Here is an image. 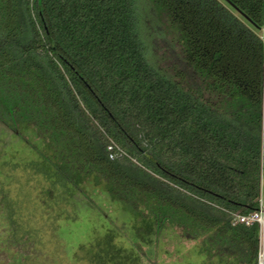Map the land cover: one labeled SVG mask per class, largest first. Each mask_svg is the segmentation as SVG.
<instances>
[{
	"label": "trees",
	"instance_id": "16d2710c",
	"mask_svg": "<svg viewBox=\"0 0 264 264\" xmlns=\"http://www.w3.org/2000/svg\"><path fill=\"white\" fill-rule=\"evenodd\" d=\"M147 8L166 66L148 55ZM263 30L264 0H0V122L43 183L34 210L2 191L9 242L38 244L32 217L76 221V198L95 208L98 192L142 240L172 230L204 264H260L259 227L234 215L262 194ZM115 237L96 264L130 257Z\"/></svg>",
	"mask_w": 264,
	"mask_h": 264
},
{
	"label": "rangeland",
	"instance_id": "374dc122",
	"mask_svg": "<svg viewBox=\"0 0 264 264\" xmlns=\"http://www.w3.org/2000/svg\"><path fill=\"white\" fill-rule=\"evenodd\" d=\"M145 13L148 55L150 53V58L160 66H166L169 48L166 47V33L162 34L165 27L161 28L160 22L153 21L155 32L152 30L149 34V8L145 9ZM160 29L163 31L159 32ZM262 35L264 37V30ZM155 37H158L156 45L153 41ZM35 159L36 155L26 143L17 139L0 122V264H96L99 255L97 241L109 231H114L116 245L130 255L128 259L126 256L118 259L119 264H204L199 243L180 239L172 230L164 231L158 237H146V241L140 239L135 233L139 220L98 192H90L96 202L95 208L84 197L76 198V221L65 217L55 219V216L51 219L40 215L32 217V225L40 230L38 244H11L9 225L1 206L4 199L1 193L9 191L11 197L33 209L34 201L25 194L34 198L35 193L31 191L39 193L43 186L40 179L27 170V165ZM68 209L73 212L72 206ZM109 264H115V261Z\"/></svg>",
	"mask_w": 264,
	"mask_h": 264
},
{
	"label": "built area",
	"instance_id": "2783aa9c",
	"mask_svg": "<svg viewBox=\"0 0 264 264\" xmlns=\"http://www.w3.org/2000/svg\"><path fill=\"white\" fill-rule=\"evenodd\" d=\"M110 152V158L115 159L117 157L125 156V152L115 145H111L108 148ZM263 167H264V158H263ZM234 223H242L247 226L257 225L260 230V264H264V168H263V179H262V194L259 198V208L258 210L250 214H236L234 215Z\"/></svg>",
	"mask_w": 264,
	"mask_h": 264
}]
</instances>
